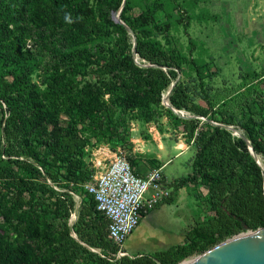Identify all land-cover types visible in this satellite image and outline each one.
Wrapping results in <instances>:
<instances>
[{
    "label": "rangeland",
    "instance_id": "rangeland-1",
    "mask_svg": "<svg viewBox=\"0 0 264 264\" xmlns=\"http://www.w3.org/2000/svg\"><path fill=\"white\" fill-rule=\"evenodd\" d=\"M76 3L83 6V19L73 32L66 28L57 31L55 35L59 37L58 40L54 36L43 43L45 34L30 23L8 26L12 32L8 49L19 50L25 57L22 64L15 65L9 62L8 52H1L0 81L11 85L10 95L15 98H33L39 105L54 111L62 126H70L75 134L85 140L79 157L81 167L88 175L84 185L94 181L119 157L128 161L135 174H147L161 169L165 163L185 153L184 160L180 161L189 173L177 177L176 181L185 186L191 195H201L199 188L204 189L198 186L201 173L208 171L213 174L214 170L209 168L208 159L196 158V133L192 137L186 134L183 122L198 119L199 131L206 135L209 133L208 126L230 127L232 129L228 131L235 140L244 137L249 141L244 130L236 125L216 123L209 115L196 116L183 108L175 109V114L163 105V98L169 89L161 93L158 102L151 101L135 108L127 107L114 87L110 95L99 76L98 67L92 65L91 57L94 53L107 49L115 51L124 45V39L114 26L117 23L111 19V15L118 12L121 15L125 0L115 11L107 7L105 0H76ZM8 4L9 0H0V18H3L2 11ZM124 15L134 25L133 31L127 25L134 37L138 34L149 46L154 44L159 47L169 57L166 62L173 64L167 67L163 60L161 66H155L138 58V55L133 58L134 62L142 65L140 68L157 67L171 72L172 83L179 82L195 88V102L201 107L207 108L204 97L217 88L225 89L230 94L243 91V95H249L257 105L264 104V0H129V9ZM144 19L147 23L141 26ZM45 32L49 34V31ZM127 44L132 54L131 37ZM83 88L88 89L91 96L102 97L105 107L112 111V125L118 130L116 137H110L106 127L93 123L64 97L66 93ZM236 102L239 113L246 111L243 100ZM9 113L8 106L0 100V169L13 167L10 161L27 160L18 146L6 140L5 120ZM259 156L264 165V156ZM63 168L62 164L50 167L56 179H49L47 187L59 195H69L73 200V208L67 218L71 226L80 211L78 198L81 197L86 204L88 198L76 195L74 185L62 178ZM4 182L0 178L2 195L6 199L13 197L15 190L5 186ZM35 194L33 203L38 205L35 213L47 211L43 214L47 235L38 240V244L57 264H83V255L75 252L69 242L59 236L64 219L56 216L50 207L55 198L49 193ZM194 203L190 226L196 223L198 214L203 210L200 200L195 199ZM58 214L62 215V211ZM14 223L0 217V232L11 241L15 238L14 227L11 226ZM72 235L81 244L74 232ZM199 256L192 255L179 263L195 260Z\"/></svg>",
    "mask_w": 264,
    "mask_h": 264
},
{
    "label": "trees",
    "instance_id": "trees-1",
    "mask_svg": "<svg viewBox=\"0 0 264 264\" xmlns=\"http://www.w3.org/2000/svg\"><path fill=\"white\" fill-rule=\"evenodd\" d=\"M121 2L122 0H105L112 11ZM128 9L129 0H125L120 17L133 31L134 25L124 15ZM82 10V4L76 3V0H9L2 11L3 18H0V54L8 52L9 62L15 65L22 64L25 57L19 50L8 49V39L12 33L8 28L10 24L17 27L21 23H30L45 34V39H42L45 43L49 37L55 36L58 40L59 37L55 34L63 28L73 32L79 27L80 20L83 19ZM66 16L69 17L68 20L65 19ZM145 19L140 23L141 26L147 23ZM114 26L122 35L124 45L117 47L115 51L107 49L94 53L91 57L92 65L98 67L103 85L107 86V92L112 95L114 87L127 107L131 108L151 101L158 102L161 93L170 88L172 73L157 67L140 68L142 65L138 66L134 62L135 57L133 59L131 48L127 44L129 35L121 25ZM45 31H49V34ZM135 37L138 58L155 66H161L163 60H169L159 47L154 44L149 46L138 34ZM164 64L170 67L173 63ZM197 75L199 77V70ZM11 91L9 83L0 81V100L10 110L9 117L5 120L6 140L18 146L27 160L10 161L16 170L13 167L0 169L4 185L15 190L14 196L6 199L1 192L3 187H0V217L5 221L15 222L11 225L14 227V240L11 241L0 232V264H57L37 242L47 235L43 217L47 211L35 213L38 206L33 203L36 192L41 195L49 193L55 198L50 207L56 212V216L64 219L59 236L69 242L75 252L83 255V264H156L153 257L161 264H178L192 255H202L244 228L252 231L264 228V171L251 157L246 143L242 139L235 140L228 130L219 125L208 126L209 133L206 135L199 131L198 119L188 120L183 122V130L191 137L196 133V158L208 159L209 168L214 170L213 174L204 171L198 179V186L206 188V195H192L200 200L202 212L198 214L196 223L187 230L182 245L152 256L138 255L115 260L112 255L116 249L106 237V220L95 211L93 197L83 189L88 175L81 167L79 157L85 147V140L75 134L70 126H62L54 111L39 105L33 98H15L10 95ZM226 92L221 88L213 93L208 92L204 97L207 108H203L195 102L196 89L177 82L170 93L169 104L174 109L183 108L196 116L209 115L222 125L240 127L249 139L253 151L264 156V104L257 105L249 95H243V91L231 94ZM250 92L251 89L248 93ZM64 97L77 106L85 117L92 119L93 123L106 127L110 137L118 135L117 128L112 125V111L105 107L102 97L91 96L86 88L66 93ZM237 100H243L246 111L239 113ZM58 164L64 166L62 178L74 185L76 195L88 198L86 204L80 197V211L71 226L68 225L67 218L73 208V200L69 195H59L47 187L49 179H56L51 174L50 167ZM177 185L176 187H182L179 183ZM60 211L62 215L58 214ZM73 232L81 244L73 237Z\"/></svg>",
    "mask_w": 264,
    "mask_h": 264
},
{
    "label": "built area",
    "instance_id": "built-area-1",
    "mask_svg": "<svg viewBox=\"0 0 264 264\" xmlns=\"http://www.w3.org/2000/svg\"><path fill=\"white\" fill-rule=\"evenodd\" d=\"M84 190L93 197L95 211L106 220V237L116 249L112 255L115 260L134 257L124 250L127 237L144 213L171 195L161 169L138 176L122 157L114 159L105 172L84 185ZM78 200L80 204L81 199Z\"/></svg>",
    "mask_w": 264,
    "mask_h": 264
},
{
    "label": "crops",
    "instance_id": "crops-1",
    "mask_svg": "<svg viewBox=\"0 0 264 264\" xmlns=\"http://www.w3.org/2000/svg\"><path fill=\"white\" fill-rule=\"evenodd\" d=\"M184 154L161 167L163 178L171 189L170 198L143 214L137 227L125 241L124 250L129 255L152 256L184 243L185 234L192 220V209L195 207V198L189 190L185 186L176 187L178 186L176 178L189 173L188 168L181 163ZM136 174L144 176L146 173ZM199 190L202 196L206 195L205 187Z\"/></svg>",
    "mask_w": 264,
    "mask_h": 264
},
{
    "label": "water",
    "instance_id": "water-1",
    "mask_svg": "<svg viewBox=\"0 0 264 264\" xmlns=\"http://www.w3.org/2000/svg\"><path fill=\"white\" fill-rule=\"evenodd\" d=\"M112 20L115 23L121 25L125 29L126 33L132 38V56L134 58L135 56H137L135 50L136 39L131 29L120 19V12L113 14ZM173 86L174 83L170 85V88L166 93L165 98H163V105L169 107L171 110L174 111L175 114H177V110H175L169 105V95L172 91ZM224 128L226 130L232 129L230 127ZM241 139L246 143L248 151L251 157L253 158L254 154L256 153L253 151L250 142L244 137H241ZM261 170L263 171L262 168ZM244 229L246 231L240 232L226 239L225 241L216 245L209 251L203 253L196 259V262L194 264H264V228H259L255 231H252L248 228ZM250 232L252 234H250ZM153 261L156 264H161L154 257Z\"/></svg>",
    "mask_w": 264,
    "mask_h": 264
},
{
    "label": "bare ground",
    "instance_id": "bare-ground-1",
    "mask_svg": "<svg viewBox=\"0 0 264 264\" xmlns=\"http://www.w3.org/2000/svg\"><path fill=\"white\" fill-rule=\"evenodd\" d=\"M166 96V95H165ZM164 96V98H165ZM253 159L256 161V163L262 168L264 169V165H263V161H262V158L258 155V154H254V157ZM250 234H252L250 232ZM196 262V259L195 260H192V261H188V262H182L180 264H194Z\"/></svg>",
    "mask_w": 264,
    "mask_h": 264
},
{
    "label": "clouds",
    "instance_id": "clouds-1",
    "mask_svg": "<svg viewBox=\"0 0 264 264\" xmlns=\"http://www.w3.org/2000/svg\"><path fill=\"white\" fill-rule=\"evenodd\" d=\"M65 19H66V20H68V19H69V17H68V16H66V17H65Z\"/></svg>",
    "mask_w": 264,
    "mask_h": 264
}]
</instances>
